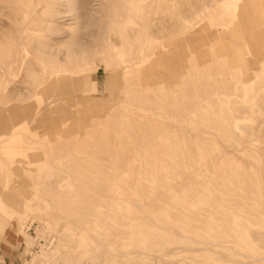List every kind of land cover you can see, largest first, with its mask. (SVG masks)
I'll list each match as a JSON object with an SVG mask.
<instances>
[{
	"label": "rangeland",
	"instance_id": "1",
	"mask_svg": "<svg viewBox=\"0 0 264 264\" xmlns=\"http://www.w3.org/2000/svg\"><path fill=\"white\" fill-rule=\"evenodd\" d=\"M68 1L0 0V264H264V0ZM33 4L73 61L12 41Z\"/></svg>",
	"mask_w": 264,
	"mask_h": 264
},
{
	"label": "bare ground",
	"instance_id": "2",
	"mask_svg": "<svg viewBox=\"0 0 264 264\" xmlns=\"http://www.w3.org/2000/svg\"><path fill=\"white\" fill-rule=\"evenodd\" d=\"M65 1V0H64ZM68 1V0H67ZM56 2V1H55ZM71 2L74 4V3H77L76 0H69L68 1V5L71 4ZM168 6V5H167ZM47 8H52V2H49L47 3L46 5ZM58 7V6H57ZM118 9V8H117ZM62 10V9H61ZM117 11H120V10H117ZM42 11H38L37 8L35 7V4H33L32 6L30 7H25V12L22 13L21 15V19L18 20V27L16 28V34L14 37H12V41L14 43H21V42H24V41H27L28 43V46L30 48H34L35 49V52H37L42 58L44 57L47 61L44 62V61H38V64L40 65V69H42L46 64H49V63H60V62H63V63H69L71 61H73L74 57L77 55V53H81V49L80 50H76V49H73L72 47H65L63 49H60V48H52L50 46V44L48 43L49 41H47V39L45 38V34H42L43 32L44 33H48L50 35H56L55 33H59L61 30L57 27H50L48 24H47V20H44V17H47L48 19L50 18V20L48 21H51L52 20V17L54 16V18H57L59 15H61V12L58 11L57 9H53L51 12H49L48 15H45L44 13H41ZM121 13V12H120ZM73 14V13H72ZM116 14H118L116 12ZM122 14V13H121ZM123 15V14H122ZM92 16V15H91ZM63 17V16H62ZM117 17V16H116ZM66 18V17H65ZM73 19V18H72ZM64 21V20H63ZM54 22V21H53ZM112 22V21H111ZM170 22V21H169ZM168 25V24H167ZM166 27V26H165ZM186 27V26H185ZM111 28V27H110ZM71 29V28H70ZM107 29V28H106ZM162 29V28H160ZM259 25H254L250 28V32H251V37H256V32L259 30ZM184 30V29H183ZM239 30H241V27H239ZM186 31V29L184 30ZM33 32H38L36 33L35 35L33 34ZM181 32V30H180ZM179 32V33H180ZM5 33V32H4ZM67 33V32H66ZM88 33V32H87ZM6 34V33H5ZM64 36V35H63ZM87 36V35H86ZM200 36V35H199ZM178 37V36H176ZM198 37V36H197ZM182 38V37H181ZM194 39V37H193ZM88 40V39H87ZM188 40V39H187ZM8 43V42H7ZM53 43V42H52ZM76 43V42H75ZM74 44V43H73ZM77 44V43H76ZM147 44V43H146ZM20 45V44H19ZM158 45V43H157ZM11 46V45H10ZM78 46L82 47V44L79 42L78 43ZM13 47V46H11ZM149 48L147 47H142V49H140V52L136 55V58L139 62H142V61H145L147 60L146 58H148L152 53H154L157 49H162L163 46H148ZM15 48V47H14ZM23 50V49H22ZM209 50V49H208ZM7 52H8V49H7ZM250 53V55H249ZM201 54V53H200ZM243 54L246 56L245 59L248 63L252 64V65H256V60L257 59H254V56H256V54H254L249 47L245 48V50L243 51ZM154 55V54H153ZM152 55V56H153ZM239 55H236V61L239 59L238 58ZM13 60V57L12 58H9V60H7V63L12 61ZM149 60V58H148ZM147 60V62H148ZM27 64V70H25L26 73H28V76L29 78L31 79L32 82H34V91H40V90H43L45 89L46 85L44 84V80H43V77L40 75L39 71L37 70H33L32 68V62L28 61V60H24ZM13 62V61H12ZM146 62V61H145ZM187 63V62H186ZM230 63V61H229ZM35 64V63H33ZM143 64V63H142ZM139 65V64H138ZM137 65V66H138ZM134 66V65H133ZM136 66V67H137ZM141 67V65H139ZM138 66V67H139ZM139 67V68H140ZM216 68V67H215ZM138 70V69H137ZM214 71V70H213ZM129 73V71H128ZM131 73V72H130ZM235 74V73H234ZM256 74V73H255ZM188 75V74H187ZM27 76V75H26ZM196 76V75H195ZM258 76V75H256ZM128 77V76H127ZM155 77V76H154ZM235 77V75H234ZM259 77V76H258ZM133 78V77H131ZM130 79V78H129ZM155 79V78H154ZM198 79V78H197ZM135 80V78H134ZM154 82V81H153ZM133 83V82H132ZM17 85V84H16ZM15 85V86H16ZM20 85V84H18ZM130 86V85H129ZM208 86L205 87V93L208 92ZM17 89V88H16ZM30 89L29 88H26L25 90L20 88V90L15 93L14 91L11 92V95H12V98L14 99H18V98H27L29 97L30 95ZM171 92V100H170V104L171 106H173L175 108V111L179 114V116L181 117H185V113L187 112L188 110V107L186 108V104H185V101L183 99V91H178L179 93V96H181V99L177 100V97L176 95L174 94L175 91L170 90ZM47 93V92H46ZM49 94V92H48ZM45 100V99H44ZM259 101V100H258ZM230 103V102H229ZM233 103V102H232ZM263 104V103H262ZM207 105H210V107L208 108L209 109V112L207 111L205 117L203 118V122H205L206 124H211V125H215L217 124L218 122V118H219V114L215 112V110L211 107V104L208 103ZM222 105V104H221ZM235 106V105H234ZM262 106V105H261ZM144 107V106H143ZM20 108V106H19ZM19 110V109H18ZM230 110V108H229ZM14 112V111H13ZM19 112V111H18ZM232 112V111H230ZM37 113V112H36ZM228 113V112H227ZM21 115H28L26 114L25 112H22L20 113ZM225 114V113H224ZM15 115V114H13ZM13 115H10V117L12 116L13 118ZM20 115V116H21ZM187 116H189V113L187 112ZM228 120V117H224L223 118V121L227 122ZM229 122V121H228ZM232 122V121H231ZM158 124V123H157ZM191 124V123H190ZM239 124V123H238ZM240 128H241V125H240ZM115 129V128H114ZM135 129V128H134ZM155 129V128H154ZM244 129V128H243ZM211 130V129H210ZM136 131V130H134ZM233 132V131H232ZM246 132V131H245ZM232 136V135H231ZM264 139V138H263ZM112 140V139H111ZM133 143V142H132ZM122 148V147H121ZM113 149V148H112ZM118 151V150H117ZM176 150L173 149L171 151L172 155H175ZM123 152V151H122ZM116 153V152H115ZM217 153H218V148L217 146L214 144V142H209L207 143L206 145H204L201 149H196L192 152H190L188 155H187V160L189 162H197V163H200L202 165H205L206 163L210 162V163H213L217 157ZM116 155V154H115ZM139 155V154H138ZM225 162V161H224ZM218 164H216L217 166ZM144 168V167H143ZM219 168V167H218ZM137 172V171H136ZM81 174V173H80ZM124 177V176H123ZM113 178V177H112ZM136 179V178H135ZM134 179V180H135ZM122 180V179H121ZM127 182V181H126ZM133 183V182H132ZM128 185V183L126 184ZM113 187V186H112ZM193 188V186H191ZM114 188V187H113ZM118 188V187H117ZM115 189V188H114ZM152 189V188H151ZM146 190V189H145ZM114 191V190H113ZM199 194L201 192L205 193L207 192V190L204 188V189H201V187L197 186V187H194L193 189H191V193L192 195H194V193ZM131 193V192H130ZM127 194V193H126ZM129 194V193H128ZM117 195V193H116ZM112 196V195H111ZM200 196V195H199ZM110 197V196H109ZM116 197V196H115ZM182 197H187V194L185 196H182ZM193 197V196H192ZM112 201V199H111ZM143 202V201H142ZM185 203V200L183 199L181 205H184ZM125 206V205H124ZM188 208V207H187ZM97 215V214H96ZM109 215V214H107ZM115 218V217H114ZM121 218V217H120ZM20 222V225L22 223V221H18V223ZM120 224V223H119ZM19 225V224H18ZM103 225V224H102ZM14 226V224L12 225V227ZM99 237V236H98ZM97 238V237H95ZM259 238V237H258ZM98 239V238H97ZM95 240V239H94ZM124 241V240H123ZM146 241V240H145ZM225 243V242H224ZM128 246V245H126ZM183 249V248H182ZM40 254V253H39ZM209 259V258H208Z\"/></svg>",
	"mask_w": 264,
	"mask_h": 264
}]
</instances>
